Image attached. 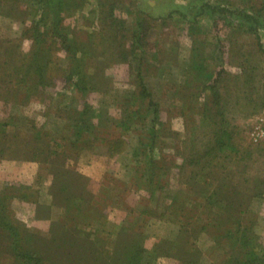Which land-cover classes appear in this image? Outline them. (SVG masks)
<instances>
[{
    "label": "rangeland",
    "instance_id": "374dc122",
    "mask_svg": "<svg viewBox=\"0 0 264 264\" xmlns=\"http://www.w3.org/2000/svg\"><path fill=\"white\" fill-rule=\"evenodd\" d=\"M206 1L219 2L86 0L80 9L64 12L63 34L89 43L85 65L100 83L85 93L68 79L73 61L69 51L62 49L66 40L57 35L55 57L59 68L54 70L52 84L29 100L22 95L0 100V122H8L7 131L34 134L36 127L42 128L50 143L46 149L63 151L59 157L45 153L43 156L49 158L43 161L39 155L17 147L19 153L10 152L0 159V190L7 185L21 190L32 188L30 199L15 197L11 204L23 227L47 233L63 212L61 206H50L52 162L88 177L80 178L83 181L79 184L84 182L96 195L102 214L95 223L92 217L82 218L81 226L107 238L110 244L121 226L130 223L129 218H145L142 211L147 209L146 222L140 225L148 234L145 246L149 249L163 238L178 235L179 219L187 218L182 207L195 204L187 183L201 185L204 178L199 174L205 171L222 173L225 168L221 161L226 153L236 158L235 150L229 148L218 150L208 167L192 161L214 147L223 128L234 131L240 156L247 152L242 160L230 163L235 174L233 183H241L246 176L250 180L264 176V18L251 31L255 22L244 16L264 7V0H228L226 6L234 10L232 14L202 8ZM50 15L51 21L42 24L41 30L49 31L52 38L55 20L53 13ZM39 17L37 0H0V58L18 43L19 51H31L34 40L25 32ZM139 22L144 32L134 42ZM124 38L128 40L126 59L119 54L123 48L116 49ZM15 71V67L9 70L13 74ZM13 79L7 76L8 81ZM134 91L141 92V97L134 98ZM85 103L108 109L116 120L125 114L135 120L124 135L127 143L122 151L111 153L101 139L93 147L86 145V138L111 136L106 129L99 134L86 132L81 138L76 135L80 116L75 111L82 110ZM208 110L209 116L205 115ZM152 157L159 162L154 179L160 182H152L154 191L148 187L151 183L146 173ZM201 201L204 204L205 199ZM248 208L247 224L254 225L264 248V198L254 197ZM212 242L208 235L194 242L193 247L202 250L204 264H220L215 260L218 252L208 250ZM156 264L183 262L178 257L160 256Z\"/></svg>",
    "mask_w": 264,
    "mask_h": 264
},
{
    "label": "trees",
    "instance_id": "16d2710c",
    "mask_svg": "<svg viewBox=\"0 0 264 264\" xmlns=\"http://www.w3.org/2000/svg\"><path fill=\"white\" fill-rule=\"evenodd\" d=\"M37 1L40 5V17L34 19V24L25 32L34 40L31 51L28 53L19 51L21 43H18L7 49L3 53L4 57L0 58L2 60L0 61V100L18 99L21 95L29 100L40 94L42 87L52 84L55 80L54 70L57 66L55 55L59 49L56 45L57 35H61L66 40L62 49L66 48L69 51L71 61H73L71 75L68 79H72V82L85 93L97 88L96 85L100 83L95 80L96 75L90 73L86 67L87 56L85 55L90 54L89 43L86 45V42L81 41L77 36L70 39L69 34L64 35V28H61L64 12L80 9L86 0ZM227 4L228 0H219L217 4L206 1L201 7L219 9L223 12L228 10L231 14L234 13V10H229ZM263 8L254 14L244 13L247 19L255 22L249 30H256L261 24V19L264 18ZM51 13L55 20V24L53 23L54 25L51 27L54 30L52 38L49 37V31L41 30L42 24L46 25L48 21H51ZM137 25L134 42L140 40L144 32L142 31L143 27L141 28L142 23L139 22ZM126 39L124 38L121 45L116 47L118 50L120 47L123 48L119 54L123 55L124 59L128 57L129 52ZM261 50L264 52V47ZM115 52L117 51L115 50ZM74 64L76 65L74 66ZM14 67L16 68L15 73H10L9 70ZM6 73L7 76L14 79L8 81L7 76L5 77ZM73 76L77 77V80ZM140 94L142 95L141 92L134 91L132 95L136 98V95L141 97ZM75 112L80 116L78 123L75 124V133L79 138L86 132L99 134L105 129L111 135L109 137L102 136V138L99 135L93 139L86 138V145L92 146L93 143L101 139L100 141L109 146L111 153L122 151L121 149L127 143L124 135L135 123V120L131 119L132 117L127 118L128 115L125 114L123 118L116 120L108 109L97 108L90 103H85L82 110L76 108ZM207 113L205 115H211L209 110ZM7 124L8 122H0V159L7 157L10 152L19 153L15 150L17 147H21L22 151L28 154L39 155L43 161L49 158V156L47 158L43 156L45 153L54 154L56 157L62 154L63 151L53 150L52 147L46 149L45 145L50 143L46 141L42 128L36 127L34 134H28L25 131L10 132L7 131ZM213 146L203 155L193 158L192 161L201 164L203 168L208 167L213 164L212 160L214 161L218 150L229 148L235 150L236 158L233 159V156L226 153L224 161H221L222 168H225L222 173L219 172L221 170L205 171L199 174L204 178L201 185L196 182L187 183L188 189L195 197V204L187 208L182 207V214L187 218L179 219L181 228L178 235L173 239H161L152 249L145 246L148 234L141 226L142 222H146L147 209L142 211L145 218L139 217L135 220L129 218L127 221L130 223L121 226L119 234L112 244L107 238L99 236L96 232L91 233L92 231L87 230L88 227L81 226L82 218L92 217L93 222H97L98 216L102 214V206L96 200V195L86 188L84 182L79 184L80 180L83 181V178L88 180V177H83L76 172V169L70 167L66 169L65 166L58 168L52 162L51 172L54 174V178L49 189L53 201L50 206H61L63 212L53 222L51 231L47 233L23 227L14 215L15 211L11 206L13 199L15 197L23 200L30 199L33 195V191L32 194L30 191L31 186L21 190V187L7 185L0 190V235H3L0 246V264H156L160 256L178 257L182 259L183 264H204L202 250L193 247L194 242L196 243L202 235H208L212 239V247L208 250L218 252L215 255L217 257L215 260L220 261V264H264L261 236L255 232L254 225L247 224L248 206L251 200L254 197L264 198V176L254 177L252 180L246 176L241 183H233L235 174L231 173L230 163L235 164L233 160L238 158L242 160L243 155H247V152H242L241 156L238 153L240 147L239 143L234 141L232 129L223 128ZM249 153L252 152L249 151ZM251 155L253 156V154ZM157 161L152 157L151 161L147 162L146 173L151 183L148 184L151 191H154L152 182H160V180L154 179L155 168L159 163ZM245 166L247 168V164ZM201 198L205 199L204 204H202ZM86 222L90 224L88 220ZM209 264H215V262Z\"/></svg>",
    "mask_w": 264,
    "mask_h": 264
},
{
    "label": "crops",
    "instance_id": "0c3cea01",
    "mask_svg": "<svg viewBox=\"0 0 264 264\" xmlns=\"http://www.w3.org/2000/svg\"><path fill=\"white\" fill-rule=\"evenodd\" d=\"M158 240V239H157Z\"/></svg>",
    "mask_w": 264,
    "mask_h": 264
}]
</instances>
